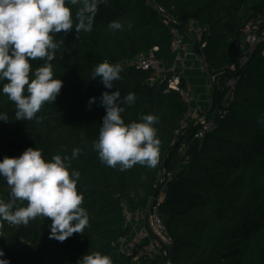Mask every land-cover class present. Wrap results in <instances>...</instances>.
Returning a JSON list of instances; mask_svg holds the SVG:
<instances>
[{"label":"trees","instance_id":"1","mask_svg":"<svg viewBox=\"0 0 264 264\" xmlns=\"http://www.w3.org/2000/svg\"><path fill=\"white\" fill-rule=\"evenodd\" d=\"M160 9L182 29L192 20L205 28L200 53L209 76L218 79L212 114L222 108L225 81L239 76L225 118L201 140L194 139L193 125L181 130L188 107L179 92L168 90L166 83L150 84V72L134 64L151 51L165 64L173 60L172 36ZM113 21L122 28H109ZM248 25L264 27V0H105L92 31L77 35L73 28L55 34L56 41H63L51 61L54 78L64 82L61 92L55 102L42 105L39 120L30 121L15 120V103L0 94V112L9 117L8 122L0 120V160L18 157L28 147L41 149L46 159L71 156L73 149L81 148L71 169L81 174L77 188L83 193L89 225L83 233L59 242L49 238V218L37 217L19 226L0 221L3 258L10 264H78L86 253L99 251L113 264H264L263 46L244 69L227 70L241 54ZM105 60L123 66L112 89L91 79L94 68ZM30 63L35 70L45 61ZM115 90L121 98L136 95L134 104L124 105L125 123L139 122L145 114L158 117L155 127L161 147L155 168L109 167L92 147L106 115L99 98L104 91ZM91 97L97 100L89 105ZM157 192L154 206L172 238V250L167 256L134 262L121 246L132 236L123 205L131 210L148 208ZM0 199H11L3 178Z\"/></svg>","mask_w":264,"mask_h":264},{"label":"clouds","instance_id":"2","mask_svg":"<svg viewBox=\"0 0 264 264\" xmlns=\"http://www.w3.org/2000/svg\"><path fill=\"white\" fill-rule=\"evenodd\" d=\"M105 0H0V94L15 103V120H39L37 113L45 102H55L63 80L54 78L51 61L55 50L63 43L55 34L77 35L92 31L98 7ZM78 6V7H76ZM76 7L75 15L73 8ZM109 28L120 30L122 24L113 21ZM42 59L43 66L32 69L31 60ZM123 66L105 60L93 70V80L99 79L106 89L114 88L121 79ZM91 97L89 105L96 102ZM106 115L99 136L92 147L102 163L120 170L134 165L155 168L159 163L161 140L157 135L159 120L155 114H145L140 121L125 123L124 105L136 101L135 93L121 98L119 90L104 91L99 98ZM0 120L8 122L6 113ZM73 149L71 156L56 154L51 159L42 150L28 147L18 157L0 160V178L6 180L11 199H0V221L10 225H28L37 217L51 219L49 238L64 242L74 233H83L89 225L87 210L82 207L83 193L78 192L80 172L71 169V161L81 154ZM27 202L17 206V202ZM0 249V264H10ZM78 264H113L109 255L99 251L86 253Z\"/></svg>","mask_w":264,"mask_h":264},{"label":"built area","instance_id":"3","mask_svg":"<svg viewBox=\"0 0 264 264\" xmlns=\"http://www.w3.org/2000/svg\"><path fill=\"white\" fill-rule=\"evenodd\" d=\"M160 12L161 17L169 26L172 36L170 49L173 60L171 64H165L157 58L154 51H151L139 57L134 64L138 68L150 72V78L148 79L150 84L166 83L168 90L179 92L188 107L187 113L181 121V130L193 125L195 128L194 139L201 140L208 132L215 130L219 121L225 118L227 109L234 100L239 76H231L225 81L226 94L222 108L215 110L213 114L211 113V95H208L206 106L203 107L197 104L191 83L186 78V72L190 69L191 60H195L199 64L201 71L207 72L206 58L200 53V50L205 47L203 43L205 28L192 20L185 29H182L163 9H160ZM242 35L241 54L236 62L227 67V70L233 73L244 69L259 46H263L264 55V27L248 25ZM184 78H186V83L183 86L182 80ZM209 78L212 82V88V84L218 82V79L215 76H209ZM179 133L177 131V135ZM164 196L163 194L160 200ZM123 212L125 225L132 228L130 240L125 241L126 239H124L121 241L122 251L127 256L133 257V261L138 262L142 259L153 260L158 256L168 255L169 247L172 246V238L158 212L157 206L131 210L127 204H124Z\"/></svg>","mask_w":264,"mask_h":264},{"label":"crops","instance_id":"4","mask_svg":"<svg viewBox=\"0 0 264 264\" xmlns=\"http://www.w3.org/2000/svg\"><path fill=\"white\" fill-rule=\"evenodd\" d=\"M189 68L188 71L186 72V78L193 84H196V85H193L192 84V91L195 95V98H196V101H197V104L201 105V106H205L207 103L200 100V97L198 96V93L199 91H197V88L198 86L200 85V83H202V85L199 86V88H202V90L204 91V94L206 95V91H205V88H207L206 86V83H205V76H208L205 72L201 71L200 70V66L199 64L195 61V60H191L190 64H189ZM202 79V81L200 80ZM192 80H195L194 82ZM208 88H209V85H208ZM211 95V93L209 92L206 96L204 97H208V95ZM199 99V100H198ZM128 241V240H127Z\"/></svg>","mask_w":264,"mask_h":264},{"label":"rangeland","instance_id":"5","mask_svg":"<svg viewBox=\"0 0 264 264\" xmlns=\"http://www.w3.org/2000/svg\"><path fill=\"white\" fill-rule=\"evenodd\" d=\"M205 73L208 75V76H205V80H206L205 83H206V85H207V86H206L207 88H205V91H206L205 93H206V95H207L209 92L211 93V83H212V82H211V80H210V78H209V74H208L207 72H205ZM200 80L202 81V79H200ZM192 81L194 82L195 80H192ZM190 83H191V82H190ZM192 84H193V83H191V86H192ZM193 85H196V84H193ZM200 85H202V83H200ZM200 85H199V86H200ZM208 85H209V88H208ZM199 86H198V88H197V91L200 90L199 93H198V96L200 97V100H201V101H202V99H203V101L207 103V98H208V97H207V98L204 97V96H206V95L204 94V91L202 90V88H199ZM209 95H210V94H209ZM198 100H199V99H198ZM206 105H207V104H206ZM206 105H205V106H206ZM125 241H127V239H126Z\"/></svg>","mask_w":264,"mask_h":264},{"label":"water","instance_id":"6","mask_svg":"<svg viewBox=\"0 0 264 264\" xmlns=\"http://www.w3.org/2000/svg\"><path fill=\"white\" fill-rule=\"evenodd\" d=\"M214 94H215V91H214V85L212 84V91H211V96H210V101H211V102H213ZM210 110H211V108H210ZM157 197H158V192H157V194L154 196V198H153V200H152V202H151V207H153V205H154V203H155ZM171 250H172V246L169 247V251H171ZM170 260H171V258H170Z\"/></svg>","mask_w":264,"mask_h":264}]
</instances>
